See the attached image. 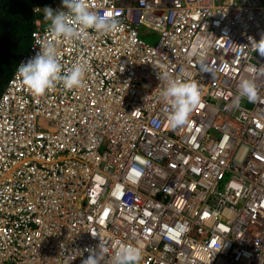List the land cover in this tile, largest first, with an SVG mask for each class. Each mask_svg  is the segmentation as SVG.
I'll list each match as a JSON object with an SVG mask.
<instances>
[{"label": "built area", "instance_id": "built-area-1", "mask_svg": "<svg viewBox=\"0 0 264 264\" xmlns=\"http://www.w3.org/2000/svg\"><path fill=\"white\" fill-rule=\"evenodd\" d=\"M87 3L120 31L56 38L38 13L62 0L35 5L0 92V264H82L101 241L109 257L142 244L140 264H264V0ZM53 41L84 83L36 96L17 68ZM164 73L199 88L185 126H170Z\"/></svg>", "mask_w": 264, "mask_h": 264}, {"label": "clouds", "instance_id": "clouds-1", "mask_svg": "<svg viewBox=\"0 0 264 264\" xmlns=\"http://www.w3.org/2000/svg\"><path fill=\"white\" fill-rule=\"evenodd\" d=\"M62 9L54 10L51 6L43 8V17L49 22V32L56 38L72 41L78 39L83 30L91 29L101 35H111L122 28L119 18L92 10L87 0H62ZM202 42L203 38L197 44ZM253 46L259 56L264 57V35H261L259 41L253 40ZM199 63L202 70L209 71L204 64L203 54L199 57ZM260 71L264 73V68ZM86 72L87 65L83 62L64 70L53 41L43 44L35 57L20 64L16 75L32 94L41 96L57 86L66 90L82 87ZM158 78L164 81L162 99L171 101L170 126L177 128L187 125L193 110L202 104L197 84L193 81L177 80L167 73L159 75ZM239 96L254 102L257 97L255 82L250 79L243 80L239 85ZM88 251L89 255L82 264H140L144 246L140 243L126 244L109 257L108 249L101 241L97 249Z\"/></svg>", "mask_w": 264, "mask_h": 264}, {"label": "trees", "instance_id": "trees-1", "mask_svg": "<svg viewBox=\"0 0 264 264\" xmlns=\"http://www.w3.org/2000/svg\"><path fill=\"white\" fill-rule=\"evenodd\" d=\"M52 0H0V92L18 58L30 43L35 5Z\"/></svg>", "mask_w": 264, "mask_h": 264}, {"label": "rangeland", "instance_id": "rangeland-1", "mask_svg": "<svg viewBox=\"0 0 264 264\" xmlns=\"http://www.w3.org/2000/svg\"><path fill=\"white\" fill-rule=\"evenodd\" d=\"M38 15H40L43 19V11H41L40 13H38ZM142 35L144 36V38L150 42H154L156 40L157 37V32L154 30H150V31H143L142 30Z\"/></svg>", "mask_w": 264, "mask_h": 264}]
</instances>
